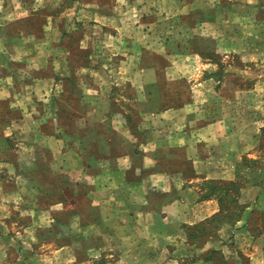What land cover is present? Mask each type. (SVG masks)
I'll use <instances>...</instances> for the list:
<instances>
[{
  "label": "crops",
  "instance_id": "crops-1",
  "mask_svg": "<svg viewBox=\"0 0 264 264\" xmlns=\"http://www.w3.org/2000/svg\"><path fill=\"white\" fill-rule=\"evenodd\" d=\"M107 11L104 7L94 11L103 27L111 25L115 14ZM207 23L195 29L208 26L214 32L221 28L218 23ZM114 28L125 32V27ZM127 28L130 33L120 36L125 38L121 61L134 67L125 71L129 77L123 75L130 89L121 97L124 104L112 105L107 96L103 101L96 98L98 93L90 86L83 89L87 134L78 133L79 123L69 120L70 125H64L51 116L49 131L46 126L34 131L38 123L30 126V137L35 140L24 143L28 154L16 150L2 167L0 224L19 220L25 227L23 235L29 232L25 237L29 247L17 250L26 261L23 264H44L47 257L54 264H204L176 261L177 254L189 259L194 247L210 251L224 243L225 234L229 242L239 236L256 240L251 218L254 211L264 210V181L259 186L251 183L252 177H264L260 148L264 115L257 120L256 113L259 82L248 75L246 80L252 85L240 87L217 64L209 70V61L178 50L182 43L173 35L183 34L182 27L141 19ZM166 32L171 33L167 36ZM218 37L211 36L216 49L229 46L233 50L229 39ZM101 63L107 62L103 59ZM89 74L91 78L97 75ZM78 80L66 78L69 87L51 92L47 109L55 107L60 114L70 108L79 111L83 87ZM115 106L118 116L111 114ZM70 115L73 119L74 114ZM66 126L71 130L61 132ZM245 159L262 167L255 171ZM209 182H240L241 197L247 198L240 199L245 212L236 224H224L211 240L194 245L188 228L206 223L221 210L215 197L203 198ZM11 204H24L33 215L23 217L15 212L9 219L3 217ZM254 248L250 264H264L262 249Z\"/></svg>",
  "mask_w": 264,
  "mask_h": 264
},
{
  "label": "rangeland",
  "instance_id": "rangeland-1",
  "mask_svg": "<svg viewBox=\"0 0 264 264\" xmlns=\"http://www.w3.org/2000/svg\"><path fill=\"white\" fill-rule=\"evenodd\" d=\"M179 2L182 4H178ZM175 4H163L157 0H124V3L119 0H0V180L4 178L1 174L2 167L9 164L13 155H16V150L18 153L28 154L29 147L24 143L31 139V127L36 123L39 127L34 128V131H39L40 126H46L49 131L50 118L53 116L60 119V124L70 125L69 120L79 123L76 130L80 135L88 133L87 127L83 125L87 115V109L83 106V89L90 86L98 93L96 98L103 101L107 96L112 105L124 104L121 97L129 94L130 89L127 88L128 82L123 75L129 77L128 72L134 65L122 62L124 47L121 43L125 38L121 39L120 36L130 33L127 27L139 23L141 19L146 22L156 21L166 27H182L183 34L173 35L176 41L182 43L178 50L197 54L204 63L209 61V70L217 64L220 72L226 78H232L240 87L252 85L251 80H246L248 75L255 77L259 82L256 113L257 120H261L264 115V0H177ZM100 7H104L109 13L118 14L122 11V14H113L111 25L103 27L102 22L96 21L98 15L94 12ZM176 8L184 9L178 11ZM205 22L218 23L221 28L214 32L208 26L195 29L198 24ZM114 27H125V32L120 34V30L117 32ZM170 33L165 34L168 36ZM214 35H219L218 39L220 35L229 39V43L234 45L233 50L229 46L216 49L211 42V36ZM103 59L107 63H101ZM89 73L97 75L91 78ZM66 78L70 82L72 79H79L83 88L78 94V101L81 103L79 111L70 108L63 116L55 107L49 111L46 99L51 98V92L70 86ZM61 79H64L63 82ZM65 107L69 108L71 105L65 104ZM117 109L118 106H115V110L111 111L112 116H118ZM71 112L74 114L73 119L70 118ZM132 119L135 123L139 122L136 117ZM60 130L65 133L71 128L66 126ZM33 139L35 140L32 137L31 141ZM260 140V148L264 152V132ZM259 167L262 165L257 164L254 170L258 171ZM256 178L260 179V184L263 183L264 177H252L251 180ZM28 190L31 191L30 187ZM261 198L264 203V194ZM240 199L247 201L241 195ZM75 203L79 204V200ZM11 205L14 207L6 208L3 217L9 219L15 212L23 217L33 215L24 204ZM16 223L0 224V248L3 250L0 252V264L26 262L23 255L17 254V250L19 252L29 247V239L25 238L29 232L23 235V222L18 220ZM250 228L256 236L255 241L249 242L247 238L239 236L234 242H229L230 238L225 234L224 243L214 246L210 251L200 252L198 248L203 246L194 247L188 260L177 254L176 261L250 264L249 254L254 251L255 245L264 253V237L258 238L259 234H264V210L253 212ZM184 231L187 233L186 229ZM205 231L208 235L204 239L211 240V237H215L216 230L212 223L206 226ZM188 233L190 237L191 231ZM193 233L198 237L190 241L196 245L200 243V233ZM177 242L183 241L176 240ZM42 250L43 247H40L38 252L41 253ZM162 259L166 260L167 257L161 256ZM43 263L54 264L50 257Z\"/></svg>",
  "mask_w": 264,
  "mask_h": 264
},
{
  "label": "trees",
  "instance_id": "trees-1",
  "mask_svg": "<svg viewBox=\"0 0 264 264\" xmlns=\"http://www.w3.org/2000/svg\"><path fill=\"white\" fill-rule=\"evenodd\" d=\"M64 115L65 112L63 116ZM244 162L247 166L252 168L258 164V162L248 159H245ZM251 163L252 165H250ZM259 180V178H256L255 180L252 179L251 183L259 185ZM204 187L206 192L203 195V198L215 197L219 201L221 210H219L220 212L217 215L207 220L206 223L188 228L191 231V238L193 239H197L198 237L193 233L194 231H198L200 233V243H204L206 241L204 236L208 234L206 233L205 228L209 223L214 225L215 230L219 229L224 224L234 225L243 218V214L245 212V206L242 205L239 200L241 195L240 182H209L206 183Z\"/></svg>",
  "mask_w": 264,
  "mask_h": 264
}]
</instances>
